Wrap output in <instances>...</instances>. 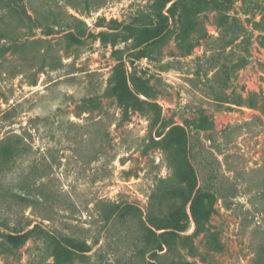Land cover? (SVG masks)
<instances>
[{"label": "rangeland", "instance_id": "obj_1", "mask_svg": "<svg viewBox=\"0 0 264 264\" xmlns=\"http://www.w3.org/2000/svg\"><path fill=\"white\" fill-rule=\"evenodd\" d=\"M0 264H264V0H0Z\"/></svg>", "mask_w": 264, "mask_h": 264}, {"label": "trees", "instance_id": "obj_2", "mask_svg": "<svg viewBox=\"0 0 264 264\" xmlns=\"http://www.w3.org/2000/svg\"><path fill=\"white\" fill-rule=\"evenodd\" d=\"M197 180L196 175L190 177V181ZM166 180L162 179L160 184L157 188H168L162 186V183H165ZM196 186V185H195ZM201 188V187H200ZM160 200L163 202L165 199L167 192L165 190L161 191ZM206 199L207 202L201 207L198 205L201 200ZM203 203V202H202ZM214 196L202 190H198L197 194L192 203V215L195 219L197 225V231L202 228L205 230V221L210 218V216L214 213ZM187 228V223L185 218H173L166 224L159 226L155 230H151V240H152V256H160V252L165 251L167 248L168 250H172L173 244L182 237L181 233L184 232ZM35 228L27 230V231H16L14 233L9 234L7 237L10 239V242L14 244L15 247L20 246L26 242V240L33 234ZM160 230H164L163 232H159ZM211 239L217 241V234L213 232L207 231ZM193 235L185 236V239L191 238ZM55 239V237H54ZM219 242V241H218ZM71 247L75 248V244L70 240L69 242Z\"/></svg>", "mask_w": 264, "mask_h": 264}]
</instances>
